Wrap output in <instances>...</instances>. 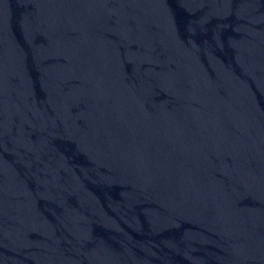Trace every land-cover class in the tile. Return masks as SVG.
I'll return each instance as SVG.
<instances>
[{"label": "water", "instance_id": "95a60500", "mask_svg": "<svg viewBox=\"0 0 264 264\" xmlns=\"http://www.w3.org/2000/svg\"><path fill=\"white\" fill-rule=\"evenodd\" d=\"M0 264H264V0H0Z\"/></svg>", "mask_w": 264, "mask_h": 264}]
</instances>
